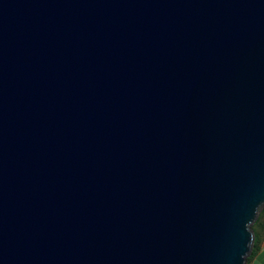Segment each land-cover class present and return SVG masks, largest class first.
<instances>
[{
	"label": "water",
	"instance_id": "95a60500",
	"mask_svg": "<svg viewBox=\"0 0 264 264\" xmlns=\"http://www.w3.org/2000/svg\"><path fill=\"white\" fill-rule=\"evenodd\" d=\"M264 209V0H0V264H247Z\"/></svg>",
	"mask_w": 264,
	"mask_h": 264
},
{
	"label": "trees",
	"instance_id": "16d2710c",
	"mask_svg": "<svg viewBox=\"0 0 264 264\" xmlns=\"http://www.w3.org/2000/svg\"><path fill=\"white\" fill-rule=\"evenodd\" d=\"M253 230L255 232V244H254V249L252 251V254L249 257L248 261L254 255L255 251L258 248L260 234L264 233V209L260 213L259 218L257 219L256 223L254 224Z\"/></svg>",
	"mask_w": 264,
	"mask_h": 264
},
{
	"label": "crops",
	"instance_id": "0c3cea01",
	"mask_svg": "<svg viewBox=\"0 0 264 264\" xmlns=\"http://www.w3.org/2000/svg\"><path fill=\"white\" fill-rule=\"evenodd\" d=\"M259 237L258 248L247 264H264V233Z\"/></svg>",
	"mask_w": 264,
	"mask_h": 264
}]
</instances>
